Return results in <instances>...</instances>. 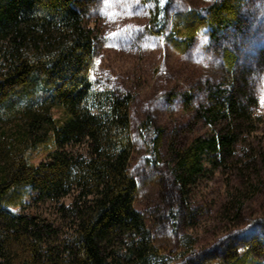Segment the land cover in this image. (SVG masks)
<instances>
[{"label":"trees","instance_id":"trees-1","mask_svg":"<svg viewBox=\"0 0 264 264\" xmlns=\"http://www.w3.org/2000/svg\"><path fill=\"white\" fill-rule=\"evenodd\" d=\"M88 3L0 0V36L9 40L0 68V120H20L12 129L0 128V264H167L156 259L159 251L144 214L134 206L139 181L129 171L132 97L93 90V29L83 20ZM244 3L209 0L200 9L179 13L169 29L168 0L163 5L156 0L150 30L168 31L169 42L184 53L203 28L209 27L212 37L228 28L240 30ZM35 26L56 28L66 38L44 52H30L28 34ZM225 54L232 73L237 56ZM243 76L234 73L227 87L209 90L203 117L212 131L172 148L169 195L177 201L168 214L173 223L195 209L191 188L204 175L205 161L224 173L247 166L256 179L262 178L264 151L244 138L254 134L257 125ZM150 130L148 124L145 132ZM152 132L156 159L165 131ZM238 142L243 144L239 152ZM82 145L85 153L72 149ZM41 150L47 156L36 160ZM24 187L55 201L74 194L72 203L59 207L72 218L73 234L54 243V225L14 212L12 208L24 202ZM261 224L264 227V219ZM252 246L229 251L217 262L211 261V251L203 250L187 263L258 264Z\"/></svg>","mask_w":264,"mask_h":264},{"label":"rangeland","instance_id":"rangeland-1","mask_svg":"<svg viewBox=\"0 0 264 264\" xmlns=\"http://www.w3.org/2000/svg\"><path fill=\"white\" fill-rule=\"evenodd\" d=\"M88 1L83 20L84 25L93 29V90L101 94L124 92L132 97L128 133L133 151L129 171L139 181L134 206L144 214L146 229L159 251L156 259L167 264H188L187 260L196 253L209 250L211 261L217 262L229 251H242L253 245L254 258L258 264H264L263 162L262 178L258 180L247 166H241L243 163L239 164L243 169L224 173L205 161L204 175L191 188L193 212L180 217L177 224L168 214V207L175 206L177 201L169 195V190L173 191L169 169L172 148L212 131L203 117L209 90L227 87L234 73L243 72L247 81L246 90L251 96L248 108L257 125L254 134L244 138L264 151V105L261 104L264 0H245L240 30L228 28L212 37L209 27L203 28L184 53L169 42L168 31L157 34L150 30L156 0ZM168 3L170 29L179 13L189 8L200 9L209 0H168ZM65 38L66 34L56 28L35 26L28 34L27 48L34 53L44 52ZM7 47L9 40L0 36V68ZM226 52L237 56L232 73ZM17 121L20 120L5 117L0 120V128L12 129ZM148 124L152 130L165 131L156 159L150 145L153 132H145ZM242 147V142H238L237 151ZM72 149L86 152L84 145ZM46 156L47 152L41 150L36 153V160ZM24 192V202L13 207L14 212L39 216L54 225L58 229L54 243L73 234L72 218L60 213L59 207L72 203L74 194L55 201L41 199L30 187H24Z\"/></svg>","mask_w":264,"mask_h":264},{"label":"snow or ice","instance_id":"snow-or-ice-1","mask_svg":"<svg viewBox=\"0 0 264 264\" xmlns=\"http://www.w3.org/2000/svg\"><path fill=\"white\" fill-rule=\"evenodd\" d=\"M164 2H165V0H160V4H161V5H163ZM112 15L114 16V15H116V14H115V13H112ZM113 35H115V34H113ZM261 104L264 105V95L261 96Z\"/></svg>","mask_w":264,"mask_h":264}]
</instances>
